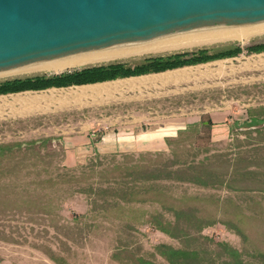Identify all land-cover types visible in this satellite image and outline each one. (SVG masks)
Segmentation results:
<instances>
[{
  "label": "rangeland",
  "instance_id": "rangeland-1",
  "mask_svg": "<svg viewBox=\"0 0 264 264\" xmlns=\"http://www.w3.org/2000/svg\"><path fill=\"white\" fill-rule=\"evenodd\" d=\"M263 36L251 37L243 42H215L110 62H131L203 48L220 50L235 45L253 46L264 43ZM257 55L254 59L264 61V53ZM248 56L242 52L237 56L238 61L242 60L240 57ZM227 64L226 60H221L210 67L215 69L217 66L222 70ZM44 74L53 73L0 77V81ZM258 75L260 83L256 87L255 84H247L239 75L236 79H227L234 83L236 80L238 86L227 89L220 97L217 93L211 94L210 101L216 105L227 102L233 107L241 106L240 111H248L247 106L256 109L264 103V71H259ZM262 107L260 110L264 112ZM246 111L241 116L247 115ZM193 128H198L199 139L193 142L195 148H188L187 144L195 136ZM193 128L180 135L176 142H184L174 146L173 156L172 152L159 157L146 156L143 164L162 165L171 160H193L194 166H197L199 161L208 157L204 163L206 169L219 175L225 181L224 185L203 188L178 181L163 180L158 183L170 195L169 202L172 203V198L177 201L181 197L198 198L200 200H189L187 203L199 209V217L216 221L202 229L199 235L206 240L199 241L172 239L150 224L142 223L141 211L160 213L167 220L173 218L172 213L162 211L155 203L125 205L132 210L126 216H122L120 209L117 210V206L123 204L111 193L120 186V182L130 184V179L122 180L119 171L108 174H102V171L105 168L110 170L116 164L124 166L133 163L134 160L124 157L128 154L101 157L96 162H88L68 172L63 179L59 175L64 171H54L58 157L51 155V147L46 143H25L18 149L0 142V147L4 148L0 157V264H135L136 259L151 264H169L158 254L156 247L159 245L204 250L212 258L213 262L209 264H222L217 258L224 254L223 248L217 244L238 251L243 263H261L254 257L257 253H264V130L256 135L253 128L238 126V131L232 132L231 141L211 146L208 130L197 125ZM89 164L94 166L90 168ZM50 177L53 181H48ZM90 188L92 193L87 192ZM33 195L45 196L40 198V202L49 205V214L29 203ZM49 195L53 197L51 202L46 201ZM176 204L180 205L179 202Z\"/></svg>",
  "mask_w": 264,
  "mask_h": 264
},
{
  "label": "crops",
  "instance_id": "crops-1",
  "mask_svg": "<svg viewBox=\"0 0 264 264\" xmlns=\"http://www.w3.org/2000/svg\"><path fill=\"white\" fill-rule=\"evenodd\" d=\"M256 56L224 59L228 64L222 70L210 67L221 62L217 60L113 81L0 95V142L21 147L46 143L58 157L57 168L68 170L96 156L167 154L169 144L198 124L207 128L211 146L229 142L232 132L247 125L248 115L260 112L264 103L240 111L241 106L231 103L216 105L210 96L237 87L236 80L227 79L238 75L256 87L258 72L264 71V61ZM245 111L246 117L241 116Z\"/></svg>",
  "mask_w": 264,
  "mask_h": 264
},
{
  "label": "water",
  "instance_id": "water-1",
  "mask_svg": "<svg viewBox=\"0 0 264 264\" xmlns=\"http://www.w3.org/2000/svg\"><path fill=\"white\" fill-rule=\"evenodd\" d=\"M262 31L264 0H0V76Z\"/></svg>",
  "mask_w": 264,
  "mask_h": 264
},
{
  "label": "trees",
  "instance_id": "trees-1",
  "mask_svg": "<svg viewBox=\"0 0 264 264\" xmlns=\"http://www.w3.org/2000/svg\"><path fill=\"white\" fill-rule=\"evenodd\" d=\"M242 52H245L247 55L264 53V43L247 47L235 45L220 50L203 48L195 51H186L164 56L146 57L131 62H110L104 65L67 70L59 74H44L32 77L13 78L0 81V95L13 94L24 91H37L50 87H66L69 85L91 84L97 82L113 81L116 79L128 77L162 73L165 71L175 70L183 67L196 66L217 60L234 58ZM257 117L263 118L259 120L257 119ZM249 119L250 122L247 124V127H253L254 133L256 135H260L261 131L264 130V112L260 111L256 114L252 112L249 114ZM198 125L202 126V124ZM193 129H195L192 131L195 136L193 137L192 142L187 144L188 148H195L193 142H196L197 139H199V135H197L199 134V131L197 130L198 128ZM203 129L206 130L207 128L203 127ZM209 140L210 139L208 133V141ZM176 141L173 144H169L171 147L170 152H172V156L175 153L174 146H179L184 142H182V140H179V142ZM14 146L18 149H20L21 147V145ZM2 149L4 148L0 147V157L3 155ZM162 155L165 154H137L136 158H133L134 155H124V157L130 158V160H134V162L124 166L116 164L110 170H108L107 168L103 169L102 174H108V172L111 171H119L122 180L130 179V184H128L127 182H120V186H118V188L113 190V193H111L115 197L119 198L120 202L123 204L122 206H124L122 207L119 204V206H117V210L120 209L122 212V216H126L127 212H132V210H129L130 207H126L125 205L147 202L155 203L161 207L162 211L172 213L173 218L167 220L160 213L154 212L148 214L145 211H141L140 218L142 220V223L150 224L155 230L172 239H184L192 241H199V239L206 240V238L201 237L199 233L204 227L211 226L216 223V221L214 219L212 221H207V219L199 217V209H197L194 205L192 206L187 203V201L189 200L198 201L200 199L181 197L179 201H177L171 197V203L168 201L170 195L164 189V186L161 187V185H159L158 183L163 180L178 181L200 186L203 188H214L216 187V185H224L225 181L223 179H220L219 175L213 174L206 169L204 163L208 160V157H204L202 161H199L197 163V166H194L193 160L170 161V159L167 160L170 161L168 162V164H143L146 156L159 157ZM99 158L101 157L96 156L89 162H96ZM93 166L94 165H90V168H92ZM55 170H61L65 172L64 174L59 175V177L63 179L67 177L66 175L68 172L74 171L68 169H58L56 167L54 171ZM72 178L73 177L69 178V180H71ZM49 180L53 181L52 177L48 178V181ZM87 192L92 193V189L90 188ZM42 197L45 196L33 195V197L29 199V203L36 208L42 209L44 213L49 214V205L44 203L42 204L40 202V198ZM46 197V201L51 202L52 195ZM173 201H175V203H173ZM176 202H179L180 205L176 204ZM222 224L225 226L224 223ZM191 232H193L192 235ZM217 245H220L223 248L222 250L224 254L219 255V257L217 258V260L221 261L222 264H248L243 263L241 254L238 251L224 244ZM156 250L158 251V254L163 257L169 264H209V262H213L212 258H209L207 256L209 254H207V252H205L204 250L175 249L167 245H159L156 247ZM254 258H257L261 261V263L259 264H264V253H257V256ZM134 263L151 264L150 262L143 259H136Z\"/></svg>",
  "mask_w": 264,
  "mask_h": 264
},
{
  "label": "bare ground",
  "instance_id": "bare-ground-1",
  "mask_svg": "<svg viewBox=\"0 0 264 264\" xmlns=\"http://www.w3.org/2000/svg\"><path fill=\"white\" fill-rule=\"evenodd\" d=\"M263 35H264V31L244 34V35L225 37V38L206 40V41L187 43V44H180V45H174V46H168V47H161V48H155V49H149V50H142V51H137V52L125 53V54H120V55H114V56H109V57H103V58H98V59H92V60H87V61H81V62H76V63H70V64H65V65H59V66L26 71V72H21V73H15V74H10V75H4L0 77L19 76V75H26V74L30 75V74H37V73L59 74L67 70H74L78 68H83L85 66L98 65L101 63H106V62H110V61H114L118 59H126L128 57L141 56V55H146L150 53L151 54L152 53H162V52H167V51H172V50L175 51V50L184 49V48L188 49L190 47L202 46V45L205 46L206 44H211L215 42H226V41L243 42V41L248 40L251 37H257V36H263Z\"/></svg>",
  "mask_w": 264,
  "mask_h": 264
}]
</instances>
